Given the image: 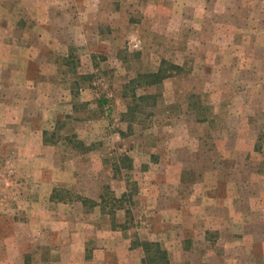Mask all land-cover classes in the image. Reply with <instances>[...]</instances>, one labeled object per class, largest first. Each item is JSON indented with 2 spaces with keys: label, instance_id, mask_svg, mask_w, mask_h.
<instances>
[{
  "label": "rangeland",
  "instance_id": "374dc122",
  "mask_svg": "<svg viewBox=\"0 0 264 264\" xmlns=\"http://www.w3.org/2000/svg\"><path fill=\"white\" fill-rule=\"evenodd\" d=\"M147 227L264 264V0H0V264H148Z\"/></svg>",
  "mask_w": 264,
  "mask_h": 264
},
{
  "label": "trees",
  "instance_id": "16d2710c",
  "mask_svg": "<svg viewBox=\"0 0 264 264\" xmlns=\"http://www.w3.org/2000/svg\"><path fill=\"white\" fill-rule=\"evenodd\" d=\"M175 69H177L176 66H175ZM161 73H162L161 71H158V73L154 77L158 78ZM161 78L159 79V81L154 80L155 83H159L161 81ZM110 195H111V198H110L111 201L115 203H121L126 197V194H122V197L120 198H117L114 194H110ZM51 200L59 201V202L77 201V202H80L84 207L86 206L88 208L103 207L110 203V200L105 198V195L100 196V202H97L95 200L88 198L87 196L76 195V193H73V191H69L65 189H54L51 194ZM120 208L121 206H119V209ZM103 210H104V207H103ZM141 246L144 249V253L146 254L148 263L170 264L167 253L164 250H160L157 244L145 242V243H142ZM152 246H156L158 248L157 251L154 252L153 256H152L151 249H150Z\"/></svg>",
  "mask_w": 264,
  "mask_h": 264
},
{
  "label": "crops",
  "instance_id": "0c3cea01",
  "mask_svg": "<svg viewBox=\"0 0 264 264\" xmlns=\"http://www.w3.org/2000/svg\"><path fill=\"white\" fill-rule=\"evenodd\" d=\"M164 194V193H163ZM159 195V194H158ZM161 196V198H163V200H167L168 198H167V196H169V195H160ZM171 196V195H170ZM196 220L198 221V224H196V226H193V227H189V229L191 230V235L190 236H187V237H184V241L183 240H181V238L180 237H177L176 236V238H175V241H174V243L173 244H168V243H165V242H161L164 246H162L161 244H159L163 249L166 247V248H175V251H178V253H180V252H184L186 249L185 248H187L188 246H192V245H189V244H184L185 242H189L190 241V239H192L191 241H193V240H196L197 239V237H196V234L197 233H200L201 232V229H202V232H203V228L202 227H205L204 226V224H201L200 222H203V220H199V219H197L196 218ZM160 225H162L163 223L162 222H160L159 223ZM208 225H211V226H213L212 228H205V231L203 232V234H204V236H205V234H207L208 232H213V231H215L216 230V228L214 227L215 226V223H210V224H208ZM149 226V225H148ZM155 229H157V228H155ZM147 231H148V238H147V240L146 241H148L149 243H152V242H155L156 240H153L150 236H154L155 234L154 233H151L152 232V230H150V228L149 227H147ZM175 231H177V229H175ZM156 236L158 237V234H156ZM178 238V241L176 240ZM161 241V240H160ZM230 242L231 241H229V242H227V244L229 245L230 244ZM196 245H194L193 244V247H195ZM192 247V248H193ZM185 249V250H184ZM132 250H135V249H132ZM168 258H169V262H170V264H182V263H180V259H178V260H176V258L175 257H173L172 258V256L170 255V251H168ZM144 261H145V258H144ZM148 263V262H147ZM200 262L196 259H194L193 260V263L192 264H199ZM148 264H152V263H148ZM248 264V263H247Z\"/></svg>",
  "mask_w": 264,
  "mask_h": 264
}]
</instances>
